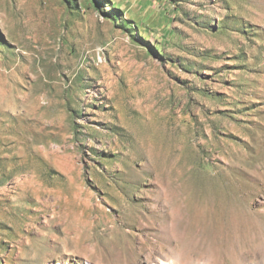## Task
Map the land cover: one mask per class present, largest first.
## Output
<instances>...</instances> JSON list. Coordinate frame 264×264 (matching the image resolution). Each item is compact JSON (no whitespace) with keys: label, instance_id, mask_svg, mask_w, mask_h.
Returning a JSON list of instances; mask_svg holds the SVG:
<instances>
[{"label":"rangeland","instance_id":"rangeland-1","mask_svg":"<svg viewBox=\"0 0 264 264\" xmlns=\"http://www.w3.org/2000/svg\"><path fill=\"white\" fill-rule=\"evenodd\" d=\"M0 264H264V0H0Z\"/></svg>","mask_w":264,"mask_h":264}]
</instances>
